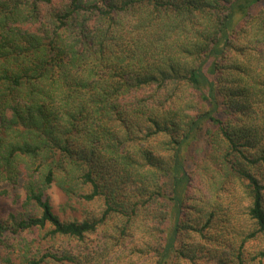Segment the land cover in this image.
Returning a JSON list of instances; mask_svg holds the SVG:
<instances>
[{
  "label": "trees",
  "instance_id": "16d2710c",
  "mask_svg": "<svg viewBox=\"0 0 264 264\" xmlns=\"http://www.w3.org/2000/svg\"><path fill=\"white\" fill-rule=\"evenodd\" d=\"M262 1L0 0V182L25 191L0 264L264 260ZM53 184L100 215L60 218Z\"/></svg>",
  "mask_w": 264,
  "mask_h": 264
},
{
  "label": "rangeland",
  "instance_id": "374dc122",
  "mask_svg": "<svg viewBox=\"0 0 264 264\" xmlns=\"http://www.w3.org/2000/svg\"><path fill=\"white\" fill-rule=\"evenodd\" d=\"M264 10V1L259 3V5H255L252 8V14L253 16L256 15L259 11ZM244 20H241L240 25ZM239 25V26H240ZM263 46V45H262ZM261 47V45L259 46ZM220 113L218 114L220 117H224L225 113L222 111L224 110L223 106L219 107ZM200 138L198 141H196V145L190 149V153L193 152L194 154L190 156L188 165L192 169H197V167H200L203 164V161L201 158V152L202 147L204 145V138L206 137V134L204 132V129L201 131L199 134ZM189 153V154H190ZM194 156V159L192 160ZM196 160V161H195ZM194 163V164H192ZM192 164V165H191ZM207 163H205L206 165ZM211 168L213 169V166L210 164V167L206 168V171L210 173ZM203 169V168H201ZM210 178H204V181L206 183L210 182ZM201 181V179H200ZM226 193L230 195V200L232 201L231 205H234V201L237 202L238 206H241L243 203H246L247 201L244 200V195L243 192H241L239 185L237 182L233 183H227L225 186ZM90 189L86 187L84 190H77L74 194L68 196L62 189H60L57 185L53 184L51 187H49L46 190V193L49 198V202L52 205V208L54 212L62 219H76V220H81L83 218H88V217H93V216H99L101 207H102V198L94 199V200H86L80 195L82 193H88ZM24 198H25V191L22 189L21 185H11L6 182H0V219H5L8 216L9 212H16L17 210L22 209V205L24 203ZM139 219L141 220L142 218V212L139 211ZM146 218L152 217L151 214L146 213L145 214ZM154 224V223H153ZM164 227L166 224H159V226ZM108 232H112L111 228H108ZM139 232L141 230L139 229ZM157 234V233H156ZM154 234V235H156ZM24 235L29 239H36L37 236L39 238L38 232H32V233H24ZM94 237V235H93ZM98 237V235L96 236ZM93 243H96V239L93 240ZM5 249L0 246V252L4 253ZM155 255L151 256H146L142 258L138 264H149L151 259ZM259 264H264V260L259 262Z\"/></svg>",
  "mask_w": 264,
  "mask_h": 264
}]
</instances>
